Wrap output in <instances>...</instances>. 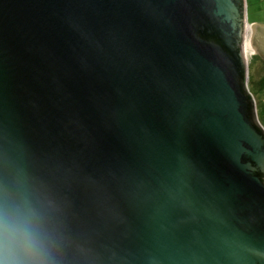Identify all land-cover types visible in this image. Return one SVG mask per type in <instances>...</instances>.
Wrapping results in <instances>:
<instances>
[{"label": "water", "instance_id": "95a60500", "mask_svg": "<svg viewBox=\"0 0 264 264\" xmlns=\"http://www.w3.org/2000/svg\"><path fill=\"white\" fill-rule=\"evenodd\" d=\"M244 3L0 0V161L51 200L59 264H264Z\"/></svg>", "mask_w": 264, "mask_h": 264}, {"label": "clouds", "instance_id": "9594fccd", "mask_svg": "<svg viewBox=\"0 0 264 264\" xmlns=\"http://www.w3.org/2000/svg\"><path fill=\"white\" fill-rule=\"evenodd\" d=\"M60 253L51 200L25 168L6 156L0 161V264H59Z\"/></svg>", "mask_w": 264, "mask_h": 264}, {"label": "rangeland", "instance_id": "374dc122", "mask_svg": "<svg viewBox=\"0 0 264 264\" xmlns=\"http://www.w3.org/2000/svg\"><path fill=\"white\" fill-rule=\"evenodd\" d=\"M245 19L248 24L264 25V0H244ZM243 7V8H244ZM248 35L241 44L246 58L244 88L252 100L253 116L257 126L264 132V63L253 49L248 47ZM251 49V50H249Z\"/></svg>", "mask_w": 264, "mask_h": 264}, {"label": "trees", "instance_id": "16d2710c", "mask_svg": "<svg viewBox=\"0 0 264 264\" xmlns=\"http://www.w3.org/2000/svg\"><path fill=\"white\" fill-rule=\"evenodd\" d=\"M242 82V88H243V80L241 81ZM248 100L250 101V97L248 98ZM251 102V101H250ZM251 111H252V108H251Z\"/></svg>", "mask_w": 264, "mask_h": 264}, {"label": "flooded vegetation", "instance_id": "af4514ba", "mask_svg": "<svg viewBox=\"0 0 264 264\" xmlns=\"http://www.w3.org/2000/svg\"><path fill=\"white\" fill-rule=\"evenodd\" d=\"M259 58V57H258ZM259 60H261V59H259ZM261 62H263L262 60H261ZM264 63V62H263Z\"/></svg>", "mask_w": 264, "mask_h": 264}, {"label": "bare ground", "instance_id": "6f19581e", "mask_svg": "<svg viewBox=\"0 0 264 264\" xmlns=\"http://www.w3.org/2000/svg\"><path fill=\"white\" fill-rule=\"evenodd\" d=\"M248 41V40H247ZM249 50H251V49H249Z\"/></svg>", "mask_w": 264, "mask_h": 264}]
</instances>
